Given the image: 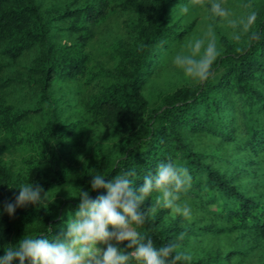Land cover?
Here are the masks:
<instances>
[{"label": "trees", "instance_id": "16d2710c", "mask_svg": "<svg viewBox=\"0 0 264 264\" xmlns=\"http://www.w3.org/2000/svg\"><path fill=\"white\" fill-rule=\"evenodd\" d=\"M173 4L67 0L45 10L43 0H0V137L33 153L18 170L0 157V256L23 236L62 239L80 189L89 191L97 172L111 179L134 170L139 186L169 161L189 171L190 187L181 201L191 214L185 218L159 207L138 229L142 236L157 247L177 243L180 251L195 237L264 240V12L240 50L226 47L215 63L216 80L180 87L156 105L145 97L146 81L188 32ZM252 32L258 40L250 39ZM103 34L114 44L101 56L96 50ZM57 35L68 41L58 43ZM64 87L71 95L65 104L73 112L69 117L52 97ZM96 130L116 134L119 152L100 150L97 164L78 174L76 194L65 206L27 205L12 216L3 211L23 183L39 182L46 197L66 187L74 171L61 163L60 150H86ZM101 194L106 195L90 193ZM154 196L142 205L145 210ZM181 233L184 239L178 240ZM229 256L178 264H231Z\"/></svg>", "mask_w": 264, "mask_h": 264}, {"label": "clouds", "instance_id": "9594fccd", "mask_svg": "<svg viewBox=\"0 0 264 264\" xmlns=\"http://www.w3.org/2000/svg\"><path fill=\"white\" fill-rule=\"evenodd\" d=\"M190 2L195 4L198 0ZM182 10L186 13L188 6L184 5ZM212 12L221 18L229 15L219 3L212 5ZM256 19L257 13L251 12L244 22L245 31L252 29ZM250 39L258 40L259 33L252 32ZM218 55L214 39L206 44L197 40L193 55H177L174 63L186 76L203 83L212 75ZM135 175L134 170H127L106 179L107 176L97 172L91 176L90 190L80 189L79 203L74 216L69 214L62 239L23 236L4 250L0 264H178L189 261L191 256L180 251L179 244L170 242L157 247L151 238H145L138 231L159 207L172 209L185 218L190 216V207L181 201L182 194L190 187L188 169L171 161L160 163L154 173L143 177L139 186L132 179ZM18 189L14 200L3 205V211L9 216L17 208L46 202L48 192L39 182L23 183ZM101 191L106 195L95 198L90 195ZM154 194V202L145 210L142 205ZM48 230L52 231L51 226ZM177 239L183 240L184 234ZM98 244L106 245L105 249H99ZM122 244H126V248L121 249Z\"/></svg>", "mask_w": 264, "mask_h": 264}, {"label": "rangeland", "instance_id": "374dc122", "mask_svg": "<svg viewBox=\"0 0 264 264\" xmlns=\"http://www.w3.org/2000/svg\"><path fill=\"white\" fill-rule=\"evenodd\" d=\"M172 1L174 2L172 8L179 20V25L188 27V32L181 40L173 44L168 54L156 63L152 75L146 81L145 97L149 103L156 105L161 102L164 95L172 93L180 87L196 86L201 83L186 76L183 69L174 63V58L177 55L192 56L193 47L197 40H203L206 44L209 40L214 39L219 53L216 63L223 56L226 47L230 46L240 50L246 44L249 31H245L244 22L248 15L251 12L257 13L256 24L264 12V0H198L195 4L191 3L190 0ZM43 2L45 10L53 6L67 4V0H43ZM214 3H219L222 8H226L229 15L223 18L217 17L212 12ZM184 5L188 6L186 13L182 10ZM109 31L111 32L112 29L109 28ZM55 41L64 44L68 39L57 35ZM113 44L111 35L103 34L100 46L96 50L97 55L102 56L105 51L107 53ZM215 63L212 75L209 77L210 80L218 78V69ZM67 89L64 87L52 95L58 100L59 105L64 104V117H69L73 113L65 106L71 99ZM18 100L19 98L17 99L15 96L14 102L20 103ZM30 102V99L25 101L28 104ZM118 144H120L119 137L112 131L96 130L91 133L86 150H60L61 163L72 165L74 173H72V178L66 187L55 189L46 197L45 205L63 204L61 207L65 206V201L76 194L78 174L82 173L87 165L97 164V155L100 150L108 155H117L119 152ZM32 154L30 148L15 146L9 138L0 137V157L6 164L12 165L13 170H18L19 167L23 166L24 160ZM97 247L104 250L106 245L98 244ZM181 251L188 253L191 259L203 256H223L229 253V263L231 264H264V240L242 235L195 237Z\"/></svg>", "mask_w": 264, "mask_h": 264}]
</instances>
